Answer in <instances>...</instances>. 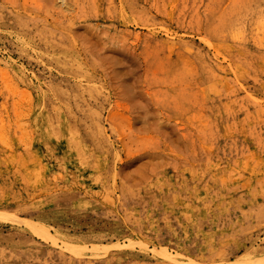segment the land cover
<instances>
[{
  "label": "rangeland",
  "instance_id": "rangeland-1",
  "mask_svg": "<svg viewBox=\"0 0 264 264\" xmlns=\"http://www.w3.org/2000/svg\"><path fill=\"white\" fill-rule=\"evenodd\" d=\"M0 264H264V0H0Z\"/></svg>",
  "mask_w": 264,
  "mask_h": 264
}]
</instances>
